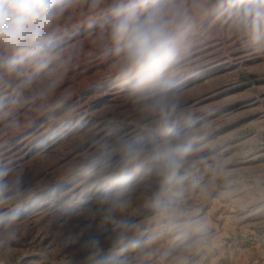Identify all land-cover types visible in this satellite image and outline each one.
<instances>
[{
    "label": "rangeland",
    "instance_id": "1",
    "mask_svg": "<svg viewBox=\"0 0 264 264\" xmlns=\"http://www.w3.org/2000/svg\"><path fill=\"white\" fill-rule=\"evenodd\" d=\"M90 2L63 0L58 55L32 88L0 70V169L18 181L0 201V264H264V36L237 29L229 0H187L193 22L164 76L177 105L167 136L151 108L160 88L125 75L101 38L112 0ZM166 139L188 149L174 216L152 204ZM128 146L143 150L135 162ZM124 187L126 250L105 220V197Z\"/></svg>",
    "mask_w": 264,
    "mask_h": 264
},
{
    "label": "clouds",
    "instance_id": "2",
    "mask_svg": "<svg viewBox=\"0 0 264 264\" xmlns=\"http://www.w3.org/2000/svg\"><path fill=\"white\" fill-rule=\"evenodd\" d=\"M103 0H91L95 10ZM233 23L238 30L256 38L264 36V0H229ZM65 11L63 0H0V70L15 76L21 86L32 88L41 79L51 61L58 55L52 44L51 29ZM187 0H112L101 38L110 42L111 50L120 57L125 75L137 78L138 85L160 88L151 104L159 114V125L167 136H178L172 119L177 105L164 90L165 70L174 61L178 48L192 25ZM54 85H48V88ZM38 95H45L43 88ZM188 149L181 142L166 139L154 155L159 161L162 186L153 198L155 210L162 216L179 213L178 200L188 179L182 173L183 154ZM142 149L128 146L125 159L135 162ZM18 181L0 169V201L7 198ZM199 181L195 178L192 185ZM108 207L105 220L115 231L114 244L126 250L136 245L130 233L135 225L119 219L131 206V189L124 187L105 197ZM86 248L99 250L100 241L90 238Z\"/></svg>",
    "mask_w": 264,
    "mask_h": 264
}]
</instances>
